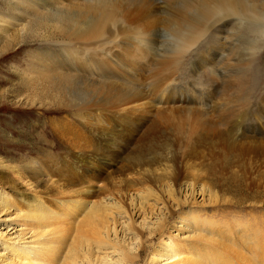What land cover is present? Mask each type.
<instances>
[{"label": "rangeland", "instance_id": "374dc122", "mask_svg": "<svg viewBox=\"0 0 264 264\" xmlns=\"http://www.w3.org/2000/svg\"><path fill=\"white\" fill-rule=\"evenodd\" d=\"M41 10L42 8H39L34 0H0V167L7 165H18L19 167L22 166L23 169L25 167L26 174L30 178V183L23 182V186L25 184L24 187L31 194H39V199L44 205L55 208V197L62 196L63 198L64 195L63 193H59V191L65 192V195L67 193V196H64L68 198L72 190L74 195H76V190L82 183L81 181H75L73 179L74 175H68L66 173L68 169L66 164L69 163L67 161L64 163L65 160L63 158L65 149H68L70 146L67 140L70 137L77 138L78 140L80 139L79 143L82 142L86 145V147L84 145L86 149L106 148L108 152L109 148L107 147L112 144L113 139L111 140L106 137L105 140L107 141H104V136L97 135L94 139H100V141L98 140L100 146L91 145L88 138L82 135L84 133V127L77 120L79 116L75 113L76 111H72L68 107L64 108V105L62 106L61 93L59 96L58 91L63 92V88L56 86L57 88L52 89L55 94L57 92L58 98L54 96L55 94H51L52 91H50V94L48 93V81L41 74L44 72L42 71L43 64L46 66L49 61L41 59L40 53H50V51L51 54L62 53V59L56 64L57 69L59 68L58 70H60L59 76L61 75V71L65 73L70 72L71 74L72 72L73 74L76 73V71L80 72V74L90 73V76L94 75L96 78L97 75L100 77L103 76L109 79L108 82L116 81L124 87L119 93H108V91H105L106 93L97 94L92 91L89 92L86 83L82 85L80 82L78 87L80 94L76 93L75 96H78L75 101L77 104L89 106V104L95 103L97 99L101 101L104 99L101 108L109 111L112 106L114 111H119V108L122 109L123 106L131 105L127 103V100H132L137 95H142V93H138L137 91L144 93V102L150 99V103H152L149 106V108L151 107L149 111H153H151L150 115L147 114L146 124L140 129V134L137 135L133 131L135 139L129 143L127 151L115 159L116 161L118 160V163L114 164L115 161L107 159V162H111L114 165L108 163L111 167L107 170L105 168L103 172H93L95 178L97 180L99 179L97 181L99 184L95 183L96 185L104 187L106 184H109L104 189L110 188L115 195L117 194L116 190L130 183L125 182L128 177H123L124 181L122 180L121 166L126 164L128 156L133 154V152H136V155L129 158L131 162L139 160V158L142 160H150V158L153 159L156 156L163 160L170 158L176 161V165L173 168L179 173L178 178L176 177L178 185L173 189L174 191H171L175 194L174 197L177 202L180 205L183 203L181 206L172 202L164 188V192L159 191V189L155 190L156 186L152 182H149L152 176L156 180L158 174L159 178L157 176V182L155 183L159 185L162 180H166L167 174L156 173L153 175L154 173H146L147 175H144V177H150L149 179L146 178L147 183L144 181V185L146 184L145 187L141 184V187H137L139 183L137 185L136 183H130L131 185L129 187L132 190L129 187L126 190V195L128 196L127 201L130 197L134 201L136 199V202L143 201L145 198L142 195L147 190H153L155 193L160 194V200L157 203L149 196L151 206H147L146 204V206L142 207H146L142 209L144 218L143 216L136 218L135 231L141 230L140 233L139 231H132L130 233L126 231L125 227L128 225L124 217L119 222L118 231L121 236L126 237L124 240L127 246H129V250L131 249V252H134L136 247H138L141 238L151 240L150 242H154L153 246L158 250L165 251L163 255L158 253L153 246L146 247L134 264H175V261H177V264H183L182 260L188 257L185 252L182 254L180 251H184V247L189 245L186 239L190 235L189 233H185L184 231L178 233L176 227H172V229L170 228L162 236H153L154 231L152 230L154 225L150 223L151 221L148 222L149 219L146 216H152L153 222L164 219L166 210L163 202H168L169 207H172L171 209L178 212L175 215V221L183 213H190L191 210L189 208H191L194 211L193 213H195V217H199L207 226L216 225V223H226L228 228L233 229L238 237H242L241 233H244L249 226L252 228L253 233H257V231L264 233V93L253 95L246 87L230 89L225 86L222 89V85L219 83L214 84L208 90L198 88L195 78L206 67L215 63L219 56L217 50H212L210 53L202 55L197 59L198 65L195 63L197 60H195L190 70L189 78L182 79L174 84H172V81H168V85L164 87L156 85L155 83L146 82L143 78L146 66L139 60L140 57L138 55H136L138 59L129 55V50L127 51L124 48L127 46L126 40H120L119 42V38H110L99 39L100 41H87V43L86 41L72 40L66 35H63L59 31L60 29H57L56 24H58V21L64 22V18L57 19L56 14L52 11L48 16L45 14L48 13L45 9ZM134 35L136 34L133 32L132 37ZM72 42L74 44H71ZM130 46L132 49L135 48V44H131ZM108 48H111V53H118L119 57L123 58L128 56V60L132 61L134 59V62H137L138 67L141 68L135 75L139 77V81H136L137 84L135 83L133 85L131 83L127 85L126 81H122L121 79V82H124L123 84L120 83V80H115L118 79L113 76L115 74L108 73L106 76L100 73L98 70L100 63L95 61V58L97 59L100 56L96 55V57L95 54H102ZM72 53H74L73 56L77 53V57L81 59H73L74 57L71 56ZM88 54H92L91 60L87 59ZM134 54H136L135 51ZM72 66L74 67L72 68ZM107 67L115 70L120 69L119 67H113V64L110 62H108ZM100 68L103 69L105 66ZM142 70L144 71L142 72ZM133 71L135 73V70ZM116 74L120 73L117 72ZM146 94L150 98H147ZM84 98L86 100L88 99V102ZM82 101L85 105L80 104ZM139 102H141V99ZM158 108L164 110L160 117L157 113L159 111ZM95 112L94 110L84 114V116H90H88L89 118L87 116L84 117V119H87H85L86 121L83 120V125H86V122L87 125L93 124L92 126L98 124L97 119L99 118L95 115ZM102 119L104 122L109 120L100 117V120ZM155 120L159 125V130L157 139L149 141V146L152 145V147L148 146L149 142L143 145L139 144L137 140L142 136L144 129L146 130L149 127L147 125H150ZM74 134L79 137H76ZM204 140L205 142L203 143L202 141ZM216 141L218 144H215ZM232 143L235 145L232 151H228L227 149L222 151ZM212 144L215 145L212 146ZM142 152L143 154H141ZM108 154L110 153L108 152ZM108 158H111V156ZM61 172L62 174H66V178H69V184L61 181H58L61 184L56 182L58 177L59 179L61 178ZM180 173L184 174L181 175ZM15 175L16 173L13 177L12 175H6L5 178L0 177V190L5 194H9L11 199L17 201L16 194L13 193V190L10 188L11 186L6 182L11 177H19L17 176L18 174L16 175L17 177ZM134 175H132L133 179L130 175L128 180L131 179V182H136L135 179H137V176L134 178ZM35 178L36 180H33ZM54 182L56 185H54ZM188 182L189 186L196 189V192L198 191L202 194H183L185 193L183 186ZM75 183L78 187H74ZM63 184H66V187ZM54 186L56 189L59 188V191H55ZM147 186L151 188L148 189ZM66 188L69 193L66 191ZM135 188H138V190ZM52 189L57 194L51 191ZM143 189L146 190L143 191ZM96 192V197L102 200L107 198L105 197L106 195H110L109 191L106 190L108 192L106 193L105 190L99 188ZM49 194H52L50 195L51 198ZM161 194H163V197ZM71 196L73 195L71 194ZM0 198L3 197L0 196ZM142 198L143 200H140ZM15 204H19L21 208L25 206L22 201H18ZM16 213H19L16 206L14 208L11 207L10 211L0 212V251L4 249V242L8 244L12 243L17 231L22 227V225H19V215ZM172 221L175 224L173 219ZM177 224L180 225L181 223L177 222ZM9 237L10 239H8ZM207 245H205L206 249L208 248L207 251L212 252V246L210 244ZM6 252L8 251L6 250ZM106 252H108L113 264H120L118 260L119 255L117 256L113 253L112 249L106 250ZM220 253L222 252L219 251L217 254L220 255ZM100 256L103 258L105 254ZM154 260H156V263H154ZM103 262L100 259L97 264H105Z\"/></svg>", "mask_w": 264, "mask_h": 264}, {"label": "bare ground", "instance_id": "6f19581e", "mask_svg": "<svg viewBox=\"0 0 264 264\" xmlns=\"http://www.w3.org/2000/svg\"><path fill=\"white\" fill-rule=\"evenodd\" d=\"M34 2L36 5H38L39 8H42V10L45 9L48 12L45 13L46 15L49 16L52 12H54L56 14L55 16L57 17V19L64 18V22L58 21V24H56L57 29H60L59 31L70 39L77 41H86V43L87 41H100L101 39L110 38H119V42L120 40H126L127 46H125L124 48L127 49V51L129 50V55H132L135 59H138V56H136L137 54H134L135 48L132 49V47L130 46L131 44H136V35L132 37V33L134 32L136 34V27L140 24L147 23L151 17L148 0H34ZM80 43L78 44L80 45ZM71 44L74 43L72 42ZM76 48L78 49V47ZM110 50L111 48H108L103 51L102 54H95V56H100L99 58L96 56L97 59L95 58V61L97 63H100V67L105 66V68L103 69L99 67L98 70L100 71V73L106 76L108 75V73H112V75L115 74L113 76L118 78L115 80H120V83L123 84L124 82H121V79L122 81H126L127 85L131 83H133V85L135 83L137 84L136 81H139V77L135 75L138 70L141 69L140 67H138L137 62H134V59L132 61L128 60V56L123 58L119 57L118 53H111ZM77 53L75 54V56H73L74 53L71 54V56L74 57L73 59L80 58L77 57ZM61 56L62 53L51 54V51L50 53H40L41 59L51 62H48L46 66L45 64H43L44 67L42 71L44 72L43 74H41L42 77L48 81V93L50 94V91H52L51 94H55L52 89L57 88L56 86H60L61 88H63V92L58 91L59 96L61 93L62 99H60L62 102V106L64 105V108L68 107L72 109V111H76L75 113L79 116L77 120L84 127V133L82 135H85L88 138V141L91 142V145L93 146H100V139H94L97 135L104 136V141H107L105 140L106 137L111 140L113 139L112 144H107V148H109L108 152L111 155L108 154L106 148L86 149L85 144H83L82 142L80 143H82L83 145L79 143L80 139L78 140L77 138H72L69 136L70 139L67 140V143L70 144V146L68 147V149H65L66 151L64 153L63 158L65 160L64 163H66V161L69 163L66 164L68 168L66 170V173L68 175H74L73 179H75V181H81L82 183L80 182L81 184H78L79 188H77V190L76 188H74L77 185V182L74 184L73 189L76 190V195H74L73 190L72 192L70 190L71 193H69L67 186L66 191L70 194V197L68 198L65 197L67 196V193L65 195V192L59 191V184L58 189H56L54 186L53 188H55V191L58 190L59 193H63L65 195H63V198L62 196H58L59 194L57 195L58 198L54 196V203L56 202V205H54L56 206L55 208L52 206L44 205V203L41 202L39 199V194H31V192L24 187L25 184L23 186V182L30 181V178H28V175L26 174L25 167L24 169L22 168V166L19 167L18 165H7L0 167V177L2 178H5L6 175H12L13 177L15 173L16 175L18 174L17 176H19L18 178L11 177L10 179L8 177L9 180H6V182L9 183V185L11 186L10 188L13 190V193L16 194L17 201L15 199H11V197H9V194H5L0 190V196L3 197L0 198V212H6V210L10 211L11 207L14 208V206H16L17 210H19V213H16L19 215V219H17L20 222L19 225H22L20 230L17 231L14 240L11 239L13 240L12 243H3L4 249L0 251V262L1 264H97V262H99V260L101 259L102 261H104L103 263L105 264H113L112 259L109 258L108 252H106V250L112 249L113 253H115L117 256L119 255L118 260L120 264H134L140 257L141 252L146 247H152L154 245V242H150L151 240H147V238H141V242L138 247H136L134 252H131V249L129 250V246H127V244L125 243L124 239L126 237L124 238L123 236H121L120 232L118 231V226L120 225L119 222L120 220H122L121 218L124 217L126 220L125 222L128 225L127 227L124 226L126 231H128L129 233L135 231L136 218L140 216H143L144 218V213L142 209H145L146 207H142L146 206V204L147 206H151V200L149 201V196L154 200L155 203H157L160 200V194L155 193V191L153 190V192L151 190H147L145 191V194L143 193L144 195H142L145 199H140L143 201L136 202V199L134 201V199H131V197L127 201L126 199L128 198V196L126 195V190L131 185L130 183H136V185L139 183L137 187H141L140 184L144 185V181L145 183H147L146 178L149 179L150 176L144 177V175H147L146 173H154L153 175H155L156 173H161L165 175L167 174L166 183L165 179L164 181L162 180L163 182L161 181L159 185H157L158 183H155L157 182L156 180L158 174L156 176V180L155 178H153L154 176H152L149 182H152L153 185L156 186V188L154 187L155 190L159 189V191L162 192L165 189L172 202L181 206L183 203L180 205L174 197L175 194L171 191L178 185L176 177L179 175V173L175 168H173L176 165V161L175 159H170L166 157V159L163 160L161 158H157L156 156V158H150V160H142L141 158H139V160H134L133 162H131V160L129 161V158L136 155V152H133V154L128 156L126 164H123L121 166V178L122 180L123 177L130 178V175L132 178V175L135 174L134 178L137 176V179H135L136 182H131V179L128 180L127 178L125 182L130 183L124 186L122 185L123 187L116 190V196L110 188H108L109 190L104 189L106 188L105 186L109 184H106L104 187H99L100 185H96L99 184L97 183L99 179L97 180L95 178L93 172L99 173L98 171L103 172L105 171V168L106 170L110 168L111 165H108V163L111 162H107V159H112L113 161H115L114 164L118 163V160L116 161L115 159L122 156V154L125 153L129 148V143L135 139L133 131L137 135L140 134V129L144 124H146L147 114L150 115L151 111H153H149V109L151 108H149V106L152 103H150V99L144 102V93L137 91L138 93H142V95H137L136 98H132V100H127V103L131 105H122L123 108H119V111H114V108L112 106V108L110 107L109 111H106L105 109L101 108L102 101L104 99L102 101L97 99L95 103H93L94 105L89 104V106H82L77 104L75 101L78 96H75L76 93H79L78 87L80 82L82 83V85H84L83 83H86V87L89 92L92 91L97 94L106 93L105 91H108V93H119L120 90L124 87L116 81L108 82L109 79L103 76L100 77L97 75V78L94 77V75L90 76V73L80 74V72L76 71V73L74 74L72 72V75L70 72L66 71L67 73H65L61 71V75L59 76L60 70H58L59 68L57 69L56 64H58V61L62 59ZM91 58L92 54H88L87 59L91 60ZM78 61L80 60L78 59ZM108 62L113 64V67H119L120 69H109V67H107ZM195 63L198 65V60ZM73 67L74 66H72V68ZM133 70H135V73ZM143 71L144 70H142V72ZM117 72L120 74H116ZM127 85L125 86L127 87ZM86 87L84 86V88ZM84 88L82 89L85 90ZM146 95L147 98H150L148 94ZM54 96L57 98L59 97L57 96V92ZM140 99L141 102H139ZM84 100L86 99L84 98ZM80 104L85 105L83 101ZM158 109L159 111H157V113L160 117L161 113L164 110H162L161 108ZM94 110L96 111L95 115H97V117L99 118L97 119L98 124H95L96 126H92L93 124L87 125L86 122V125H83V120L86 121L85 119L89 118L88 116H90L86 115L87 118L84 119V117H86L84 116V114L90 113ZM100 117L109 120L107 122H104L103 119L100 120ZM147 126L149 127L146 130L144 129L142 136H140V139L137 140L141 145L157 139V134L159 130V125L157 121L155 120ZM75 136L79 137L78 135ZM202 142L204 143L205 140ZM149 144L150 142L148 143V146ZM215 144H218V142L216 141ZM215 144H212V146ZM150 146L152 147V145ZM234 146L235 145L232 143L225 147L222 151H224L225 149H227L228 151H232ZM141 154H143V152ZM110 156L111 158H108ZM70 167H72L73 169ZM62 172L60 173L61 175L59 174L61 178L59 179L58 177V180L56 182L60 183L58 181H61L65 183L67 182V184H69V178H66V174H62ZM53 177L55 178V176ZM36 178L33 180H36ZM54 185H56V183ZM145 186L146 184L144 185V187ZM190 187L191 186H189V182L185 183V185L183 186L185 193L183 194H202L201 192H196V189ZM98 188L105 190V192L106 190L109 191L110 195H106L105 197L107 198L103 197V200L100 197V199H98L96 197L97 194H95ZM147 188L149 189L151 187L147 186ZM136 190H138V188ZM144 190L146 189H143V191ZM51 191H53V189ZM116 191L114 192L116 193ZM111 192L113 195L111 194ZM71 194L73 196H71ZM50 195L52 194H49V197ZM161 195L163 197V194ZM18 201L23 202V204L25 205L24 208H21L19 204H15ZM163 204L166 210L164 219L159 220L157 222H153L152 216L147 215L146 217L147 219H149L148 222L151 221L150 223L154 225L152 230L154 231L153 236H162L166 234L170 228L172 229V227H176L178 233L184 231L185 233L190 234L186 238L187 244L189 245H185L186 247H184V251H180L182 254H184L185 252V254L188 255L185 260H182L183 264H264V233H259L258 231L257 233H253L252 228H250L249 226L246 228L244 233H241L242 237H238L234 233L233 229L228 228L226 223H216V225L207 226L201 221V219H199V217H195V213H193L194 211L191 208H189L191 210L190 213H183L182 215L179 214L180 218L175 221V215L178 212H175V210L171 209L172 207H169L168 202H163ZM172 219L174 220L175 224H173ZM177 222L181 224L178 225ZM138 231L139 233L141 232V230H137L135 232ZM8 239H10V237ZM206 243L212 246V252L209 250L207 251L208 248L206 249V246L208 245ZM153 248H155L158 253L163 255L165 254V251L158 250L155 246H153ZM6 250L8 252H6ZM219 251L222 252L220 253V255L217 254ZM102 254H105L103 258H101L102 256H100ZM154 263H156V260H154ZM175 264H177V261H175Z\"/></svg>", "mask_w": 264, "mask_h": 264}, {"label": "clouds", "instance_id": "9594fccd", "mask_svg": "<svg viewBox=\"0 0 264 264\" xmlns=\"http://www.w3.org/2000/svg\"><path fill=\"white\" fill-rule=\"evenodd\" d=\"M151 17L136 27L143 76L159 86L190 77L202 55L217 50L197 87H246L264 93V0H148ZM225 25H227L225 27Z\"/></svg>", "mask_w": 264, "mask_h": 264}]
</instances>
